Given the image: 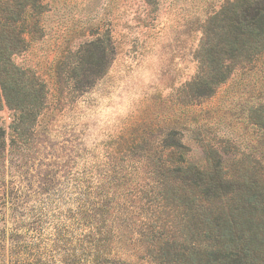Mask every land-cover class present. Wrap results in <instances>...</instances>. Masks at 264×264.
I'll use <instances>...</instances> for the list:
<instances>
[{
	"label": "trees",
	"instance_id": "16d2710c",
	"mask_svg": "<svg viewBox=\"0 0 264 264\" xmlns=\"http://www.w3.org/2000/svg\"><path fill=\"white\" fill-rule=\"evenodd\" d=\"M45 12L43 0H0V112H11L8 130L0 121V222L13 223L0 237L9 231L12 264H41L48 246L62 264H264L263 94L244 101L240 129H249L232 139L211 137L201 122H134L101 157L30 175L49 93L14 57L42 37ZM204 36L197 74L180 91L192 113L230 80L258 79L264 0H228ZM107 49L101 39L82 48L74 88L104 72Z\"/></svg>",
	"mask_w": 264,
	"mask_h": 264
},
{
	"label": "rangeland",
	"instance_id": "374dc122",
	"mask_svg": "<svg viewBox=\"0 0 264 264\" xmlns=\"http://www.w3.org/2000/svg\"><path fill=\"white\" fill-rule=\"evenodd\" d=\"M227 1L43 0L42 37L14 57L16 65L47 84L49 93V108L35 121L40 122L39 134L28 164L30 175L45 172L43 164H65L79 155H90V160L101 157L134 122H194V126L201 122L218 140L248 131V126L240 129L241 108H248L245 100L264 95V67L262 74L257 72L258 79L249 75L242 82L230 80L213 98L194 104L195 113L180 103L186 100L180 91L197 74L196 54L207 22ZM96 39L107 45L108 65L101 75L95 73L97 77L88 73L91 85L81 91L69 80L71 67L82 48ZM0 121L8 130L7 107L0 112ZM192 135H187L186 143ZM189 145L199 160L201 151ZM12 224L7 219L0 222V229ZM4 236L0 264H12L17 257L9 250L8 230ZM41 253V264H62L53 258L50 246Z\"/></svg>",
	"mask_w": 264,
	"mask_h": 264
}]
</instances>
